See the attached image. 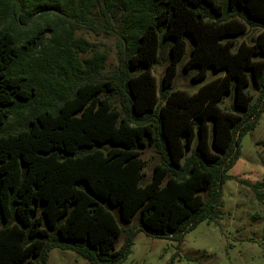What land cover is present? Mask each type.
Wrapping results in <instances>:
<instances>
[{
	"label": "trees",
	"instance_id": "trees-1",
	"mask_svg": "<svg viewBox=\"0 0 264 264\" xmlns=\"http://www.w3.org/2000/svg\"><path fill=\"white\" fill-rule=\"evenodd\" d=\"M82 28L115 36L116 69L75 37ZM168 38L158 88L151 68ZM186 38L193 80L224 70L193 92L171 89ZM232 88L231 110L220 107ZM263 111L264 0H0V264H43L52 247L117 264L134 234L115 248L118 220L136 213L137 230L179 245L220 217ZM147 145L160 160L142 182Z\"/></svg>",
	"mask_w": 264,
	"mask_h": 264
},
{
	"label": "rangeland",
	"instance_id": "rangeland-1",
	"mask_svg": "<svg viewBox=\"0 0 264 264\" xmlns=\"http://www.w3.org/2000/svg\"><path fill=\"white\" fill-rule=\"evenodd\" d=\"M260 28H252L240 39L248 40ZM75 37L84 39L86 48H97L107 53L104 70L116 69L118 62L117 40L114 35L103 32L95 33L82 28L75 31ZM186 40V49L176 66L171 89L195 91L200 85L212 78L224 74L223 69H206L202 79L193 80L191 74L196 70L183 69V62L189 56L191 42ZM171 38L160 39L158 61L152 65L158 88L161 86L162 74L170 59ZM90 55L86 52L83 56ZM253 96L257 91L251 86L246 88ZM234 89L226 93L219 101V106L231 110ZM145 161L142 182H146L152 173L160 154L153 145L141 149ZM229 177L222 185L220 199V217L216 221L206 220L187 230L182 242L178 245L167 236H154L138 229L139 220L136 213L129 222L118 223L123 232L116 240L115 248H121L131 231L132 235L126 256L117 264H264V194L259 195L253 186L264 183V111L257 124L242 138L240 155L228 170ZM264 193V186L260 189ZM117 216V210L114 209ZM43 264H94L87 261L74 250L52 247L47 251Z\"/></svg>",
	"mask_w": 264,
	"mask_h": 264
}]
</instances>
